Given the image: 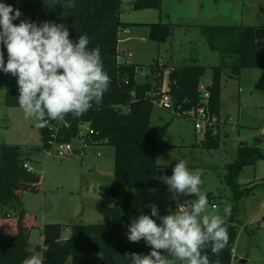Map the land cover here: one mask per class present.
Instances as JSON below:
<instances>
[{
    "label": "trees",
    "instance_id": "obj_1",
    "mask_svg": "<svg viewBox=\"0 0 264 264\" xmlns=\"http://www.w3.org/2000/svg\"><path fill=\"white\" fill-rule=\"evenodd\" d=\"M64 0H0L11 4L23 14L21 19H30L37 24L54 21L64 24L70 39L76 40L87 34L89 48H99L104 70L111 78V84L99 102L84 115L75 118L67 115L70 126L62 130L60 138L71 140L78 135L82 123H89L95 130L87 141L114 147L113 185L106 186L107 195L115 197L124 188L121 209L97 203V210L104 216V222L75 223L71 226L69 238H62L63 225L47 223L43 227V243L37 246L43 264H131L125 253L150 252L143 240L139 243L127 239L128 225L140 214L150 215L151 210L132 208L135 188L155 187L161 177L171 176L172 168H162L158 157L164 151V138L168 125H152L153 102L147 93L152 84L139 82L135 68L119 61V34L132 23L121 19L123 0H75V7H62ZM134 9H161L162 0H133ZM16 20L13 23L18 24ZM150 38L163 42L172 36L170 25L162 22L149 23ZM209 47L220 54L219 65L213 67V77L207 86L209 98L207 107L210 114L217 115L222 106V73L227 67L232 75H239L244 68H264V24L259 26L238 24L201 25ZM5 62L7 50L2 48ZM158 64V62H157ZM132 66V67H131ZM163 70H156V81L163 77ZM205 65H174L168 71L169 92L175 105L184 108L203 106L201 102V77ZM0 86L6 88V102L18 104L19 90L16 78L0 71ZM134 100V101H133ZM129 105L128 111L119 106ZM41 146L22 147L17 144H0V264H23L34 254L27 249V241L36 216L24 206L22 193L38 191L40 176L24 168L25 162H33L38 154L48 147L50 131L48 126L40 128ZM207 148H218L219 141L209 135L204 141ZM263 156L262 151L244 142L236 151V158L226 165L224 182L232 190L234 205L232 215L227 219L229 241L227 246L214 255L210 247L205 249L211 264H231V250L238 236L235 213L240 200L251 194L253 188H242L238 176L243 167L255 164ZM158 180V182H157ZM14 211V216L12 215ZM11 216V217H9ZM156 219L155 217H153ZM159 222V221H157Z\"/></svg>",
    "mask_w": 264,
    "mask_h": 264
},
{
    "label": "rangeland",
    "instance_id": "obj_2",
    "mask_svg": "<svg viewBox=\"0 0 264 264\" xmlns=\"http://www.w3.org/2000/svg\"><path fill=\"white\" fill-rule=\"evenodd\" d=\"M132 2H122L121 19L132 24L128 31H121V36L128 38L120 42L119 59L135 68L137 81L149 82L153 88L167 87V74L174 65H205L201 85L206 88L211 83L213 67L219 65L221 57L209 47L201 25L264 24V0H162L161 9H134ZM156 22L170 25L172 36L163 42L152 40L149 23ZM161 69L163 77L156 81L153 75H159L156 70ZM221 83V111L213 115L212 125H206L201 132L196 130L192 118L153 103L152 125H168L158 163L162 168L173 169L176 162L184 160L190 170H202L201 190L211 195L209 211L216 204V211L224 215L223 209L230 206L232 215L233 194L224 182L226 165L235 160L242 142L262 151L263 156L255 164L244 166L238 176L243 189L254 188L238 204L235 213L238 236L233 247L237 254L234 264H241L242 258L248 259L245 264H264V68H244L239 75H232L227 67ZM6 93V88L0 86V144L41 146L36 121L26 118L19 106L7 104ZM209 135L218 139V148L204 146ZM98 151L100 156L96 154ZM114 159L115 149L107 145L88 148V155L82 160L78 156L55 158L43 153L36 156L31 165L40 176L39 190L22 193L25 208L36 216V226L31 228L26 244L29 251L41 255L37 246L43 243V227L47 223L63 225L65 239L70 237L75 223L104 222L97 203L121 209L125 189L120 188L115 197L104 190L113 185ZM162 178L158 186L134 189L133 209L147 210L150 208L145 205L154 203L163 216L183 202V196L173 198ZM11 213L14 216V211ZM67 264H71V259Z\"/></svg>",
    "mask_w": 264,
    "mask_h": 264
},
{
    "label": "clouds",
    "instance_id": "obj_3",
    "mask_svg": "<svg viewBox=\"0 0 264 264\" xmlns=\"http://www.w3.org/2000/svg\"><path fill=\"white\" fill-rule=\"evenodd\" d=\"M62 7L74 8L75 0H64ZM22 15L11 4L0 3V49L7 50V62L0 50V71L16 78L19 109L26 118L36 121L37 128L69 114L75 118L84 115L111 84L100 49L88 47L87 34L70 39L62 23L37 24L21 19ZM16 20L20 22L13 23ZM202 175V170H190L186 161L179 160L171 176L162 178L174 199H185L163 216L156 204L149 203L145 207L150 208V215L132 219L127 239L133 243L143 240L150 252L125 253L131 264H211L205 249L210 247L218 256L227 246L226 221L231 207L223 209L224 215L215 206L209 211L208 195L201 190ZM150 191L154 193L155 189ZM23 264H43V259L33 255Z\"/></svg>",
    "mask_w": 264,
    "mask_h": 264
},
{
    "label": "built area",
    "instance_id": "obj_4",
    "mask_svg": "<svg viewBox=\"0 0 264 264\" xmlns=\"http://www.w3.org/2000/svg\"><path fill=\"white\" fill-rule=\"evenodd\" d=\"M121 57L118 55V59ZM120 61V59H119ZM121 62V61H120ZM143 75L146 74L143 68ZM201 102L204 103L203 106L191 108H184L181 104L175 105L172 94L169 92V85L166 88L158 87V89L151 90L147 93V97L159 106L174 111L178 114L183 115L184 117H189L194 120L195 128L198 131H202L206 125H212V119L214 118L213 114H210L207 107L209 91L207 87L201 85ZM134 101V100H133ZM123 111L129 110V105L119 106ZM70 126V122L67 119V116L63 120H53L49 122L48 130L50 131V139L48 142V147L43 150L45 156L51 157H74L78 156L80 159H84L88 155V148L92 146L100 145V142L87 141L88 137H92L95 134V130L89 126V123H82L78 135L71 140H63L60 138L62 130H67ZM97 155H101L98 151ZM24 168L28 171L33 172L34 168L31 165V162H25L23 164ZM216 207V204H213ZM236 248L233 247L231 250V264H234L236 260ZM240 261V260H239Z\"/></svg>",
    "mask_w": 264,
    "mask_h": 264
},
{
    "label": "crops",
    "instance_id": "obj_5",
    "mask_svg": "<svg viewBox=\"0 0 264 264\" xmlns=\"http://www.w3.org/2000/svg\"><path fill=\"white\" fill-rule=\"evenodd\" d=\"M122 30H126V31H128V26H127L126 28H123ZM122 30H121V31H122ZM121 31H120V34H119V45H118V46H119V55H120V42H121V40H122V41H126L127 38H128V37L123 38V37L121 36ZM120 56H121V55H120ZM119 58H120V57H119Z\"/></svg>",
    "mask_w": 264,
    "mask_h": 264
},
{
    "label": "water",
    "instance_id": "obj_6",
    "mask_svg": "<svg viewBox=\"0 0 264 264\" xmlns=\"http://www.w3.org/2000/svg\"><path fill=\"white\" fill-rule=\"evenodd\" d=\"M157 182H158V180H157ZM208 198L210 199L211 198V195H208ZM247 261H248V259H246V258H242V259H240V263L241 264H245V263H247Z\"/></svg>",
    "mask_w": 264,
    "mask_h": 264
}]
</instances>
